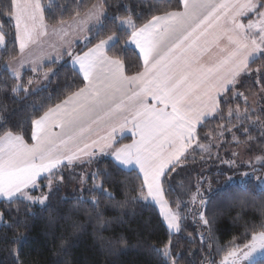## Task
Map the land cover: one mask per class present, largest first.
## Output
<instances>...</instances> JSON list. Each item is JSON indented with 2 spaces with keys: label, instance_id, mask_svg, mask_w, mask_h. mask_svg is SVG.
Listing matches in <instances>:
<instances>
[{
  "label": "trees",
  "instance_id": "obj_1",
  "mask_svg": "<svg viewBox=\"0 0 264 264\" xmlns=\"http://www.w3.org/2000/svg\"><path fill=\"white\" fill-rule=\"evenodd\" d=\"M97 1L41 0L45 22L59 25L77 13L82 15ZM101 1L102 23L73 53L111 34L114 17L130 15L139 25L153 15L183 8L182 0ZM6 4L7 0H0L4 9L0 29L5 35L0 48V125L19 132L30 144L31 121L83 87V77L71 64L73 53L66 54L61 61L47 64L53 73L45 86L28 94L23 88L13 92L17 84L27 85L32 73L28 71L19 83L6 68L19 53L14 19ZM122 45L123 39L108 54L119 52L126 75L135 74L138 64L142 71L136 49L129 45L121 50ZM248 69L221 95L220 111L197 127L194 145L171 166L175 170L161 177L167 202L179 211V232L169 230L154 202L139 198L143 182L139 170L123 168L110 155L101 154L60 167L57 173L66 188L54 190L44 206L26 207L27 201L0 199V264H160L161 257L150 249H160L169 240L178 264H219L233 248H244L253 234L264 231V163L258 162L264 155V55ZM130 139L125 136L118 143ZM85 169H91L85 184L69 191ZM94 174H98L95 180ZM94 183L107 192L89 191ZM194 192L199 200L191 203ZM201 197L206 206L201 205ZM201 212L208 225L201 220ZM20 235L27 239L13 244ZM17 247L18 255L12 251ZM251 264H264V256Z\"/></svg>",
  "mask_w": 264,
  "mask_h": 264
},
{
  "label": "snow or ice",
  "instance_id": "obj_2",
  "mask_svg": "<svg viewBox=\"0 0 264 264\" xmlns=\"http://www.w3.org/2000/svg\"><path fill=\"white\" fill-rule=\"evenodd\" d=\"M182 4L183 11H165L139 25L130 15L114 17L111 34L73 60L84 86L31 121V144L19 132L0 125V198L27 201L26 207L43 206L63 180L57 170L71 165L79 153L91 160L98 149L118 165L138 166L143 175L139 198L160 204L169 230L180 231L178 213L162 199L160 179L190 146L196 126L220 111L218 97L235 86L239 74L248 70L250 59L264 53V0H182ZM6 9L15 20L21 49L39 39L40 0H7ZM3 10L0 7V14ZM249 14L258 19L243 23L240 17ZM100 17L101 11L91 14L97 21ZM122 39L121 50L134 46L138 61L142 59L143 70L138 64L134 75L125 74V60L118 51L108 54ZM13 75L19 78L18 71L13 70ZM21 89L17 84L12 91ZM244 116L247 118V111ZM129 124L132 142L119 144L115 134ZM89 147L92 152L87 151ZM199 147L204 149V145ZM42 176L48 181L49 193L33 196L29 190L38 186ZM97 189L107 192L96 183L89 191ZM93 202L99 203L95 196ZM200 203L206 206L202 197ZM200 217L204 224L210 223L203 212ZM26 239L20 235L12 243L21 245ZM171 243L150 249L161 257L160 264H178ZM243 247L249 249L243 252L245 259L257 249L264 250V231L253 234ZM12 251L18 255L19 248ZM238 252H228L223 264Z\"/></svg>",
  "mask_w": 264,
  "mask_h": 264
},
{
  "label": "crops",
  "instance_id": "obj_3",
  "mask_svg": "<svg viewBox=\"0 0 264 264\" xmlns=\"http://www.w3.org/2000/svg\"><path fill=\"white\" fill-rule=\"evenodd\" d=\"M100 2H101V5H100L101 8L99 9V11H101V17H100L99 21H97L95 18H91V14L94 13V11H95L93 6H91L90 9L87 10L86 12H83L82 15H78V16L71 18L70 20H67L65 22H61L59 25H50V24H47V22H45V20H44V12H43L44 10L42 8V2L40 0L42 15H43V19L40 22V25H41L40 31L42 33L41 36L39 37L38 40L27 42L23 49H21L20 42L17 40L20 51L13 59H10L6 63V68L10 71V73L12 75H13V70H16L19 72V78L18 79L24 78V75L27 74L28 71H30L32 73L29 76L30 78L28 80V81H31V83H28L27 85H24V87H22L23 89H27V91H25V93L28 94L30 92H34L36 90H39V88L45 86L49 82V79L53 73V68L47 67V64H50L51 62L61 61L65 57L64 55L69 54V53L72 54L74 51V48L78 44H82V45L85 44L84 41L87 40L92 35V30L95 31V29L103 21V17L105 15V8L102 5V1H100ZM214 2L220 3V2H224V0H214ZM241 2H242V0H241ZM176 11H183V8L181 10H176ZM87 18H89L91 21L90 22H84L85 19H87ZM249 18H251L254 21L258 19V17H256L254 14H249V16L240 17V20L246 24L248 22ZM14 23H15V20H14ZM253 31H255V29H253ZM43 40H45V42L48 45H51L54 48V52L52 54H50V56L37 58L35 55V48L38 46V43L43 41ZM1 46H3V44H0V48H1ZM87 50H88V48L85 51H87ZM136 51L138 52V50H136ZM82 53H73L72 54L73 56L71 58V64L77 70H78V65H75L73 63V60H74L76 55L82 54ZM261 54L262 53H258V54H256V56H260ZM254 59H250L249 65ZM33 69H35V71ZM244 73H245V71H242L239 74V76L236 78V82H237L238 78L240 77V75H242ZM132 75H134V74H132ZM220 97H218V100L220 99ZM214 114L215 113H212L210 116H212ZM204 120L205 119H203L201 121V123L196 126V129L199 125H201L204 122ZM130 128H131V124H129L128 127L122 133L117 132L115 134L117 141H119L120 139H122L125 136H131V132L129 130ZM53 131L58 132L59 128H54ZM101 134H103V133H101ZM195 139H196V132L194 133L193 141L191 142L190 146H188L185 149L184 154L186 153L187 150H189L194 145ZM131 142H132V136H131L130 140L124 142L123 144H129ZM80 147L83 148V144H81ZM73 150H75L74 146H73ZM87 151L92 152L93 148L89 147ZM95 151H96V155H101L98 149H96ZM183 155L180 157V159L183 157ZM88 159H89V157L87 155H84L83 153H79V158L75 159L73 162L88 161ZM66 162L67 161H65V163ZM175 162L176 161H173V164ZM120 166H122L123 168H128V169H138V166H125V165H120ZM169 169H171V166H169V168H166L165 173ZM45 175H47V174H45ZM141 175H142V173H141ZM142 177H143V175H142ZM160 184H161V188H162V199L167 202L166 197H165V192H164L163 187H162V180L161 179H160ZM152 202H154V201H152ZM154 204H156V203L154 202ZM156 205L158 207L160 215L163 216V219L167 225V222H166L164 214H163L164 210H162V207L159 208L158 204H156ZM167 206L172 211V208L168 202H167ZM172 232H174V231H172Z\"/></svg>",
  "mask_w": 264,
  "mask_h": 264
},
{
  "label": "rangeland",
  "instance_id": "obj_4",
  "mask_svg": "<svg viewBox=\"0 0 264 264\" xmlns=\"http://www.w3.org/2000/svg\"><path fill=\"white\" fill-rule=\"evenodd\" d=\"M101 0H99V1H97V2H94V4L92 5V6H94V5H101V2H100ZM96 11H99V9H95V11L94 12H96ZM45 20V19H44ZM91 20L89 19V18H87V19H85V21L84 22H90ZM133 21H134V19H133ZM83 22V23H84ZM135 22V21H134ZM48 24V23H47ZM92 33H95V31L94 30H92ZM0 34H2L3 35V32L1 31V29H0ZM4 36V43H3V45L5 44V35H3ZM91 38V36L87 39V40H85L84 41V43L86 44V42L87 41H89V39ZM3 46H1V48H2ZM86 50V49H85ZM19 51H20V49H19ZM54 52V48L51 46V45H48L46 42H45V40H43V41H41V42H39L38 43V46L35 48V55H36V57L38 58H42V57H45V56H50V54H52ZM84 52V51H83ZM82 53V52H81ZM261 55H264V53H262ZM16 56V55H15ZM259 56H256V58H258ZM14 58V57H13ZM249 70V69H248ZM248 70H246L245 71V73H247V72H249ZM259 70H261V69H259ZM244 73V74H245ZM261 73L263 74L264 73V70H262L261 71ZM244 74H242V75H244ZM248 74V73H247ZM242 75H240V76H242ZM246 75V74H245ZM22 80H23V78H20V79H18V81H19V83H21L22 82ZM23 84H24V82H23ZM32 85V84H31ZM30 85V86H31ZM95 157H96V155H95ZM89 160V159H88ZM258 162L259 163H264V155H262V156H260L259 157V160H258ZM83 171V170H82ZM81 171V172H82ZM90 171H91V169H85L83 172H82V175H81V178L77 181V182H74V185L70 188V189H68L69 191H75V188H76V186H81V185H83V184H85V182H86V180H87V178H88V176H89V174H90ZM58 176H61V175H58ZM44 177V176H43ZM43 177H41L40 179H39V181H41V179H43ZM38 181V186L33 190V189H30L29 191H30V193L33 195V196H37V197H39V196H41V195H43V194H48L49 193V189H48V187H47V184H48V181L47 180H45V181H43V183H41V182H39ZM63 181V180H62ZM58 187H62V188H66V185L65 184H63L62 182H59V184H58ZM193 197H195V199H193ZM1 199H4V198H1ZM150 200H151V198H149ZM199 200V198H198V194H197V192H194L193 194H192V197H191V200H190V202L191 203H196V201H198ZM48 201H46V203H47ZM45 203V204H46ZM156 203V202H155ZM38 204V203H37ZM156 204H158V203H156ZM39 206H42V205H40V204H38ZM44 206V205H43ZM158 206H159V208L161 207V205L160 204H158ZM172 211L174 212V213H178L179 211H178V208H174V209H172ZM251 242V241H250ZM249 242V243H250ZM234 249H239V252H238V255H237V257H229L228 258V264H233V261L235 262V264H251L252 262H254V261H256L259 257H262V256H264V250H261V249H257V251H255V252H253L252 253V255L248 258V259H245L244 258V256H243V252H245V251H249V249H246V248H233V250ZM228 254V253H227ZM227 254H225L223 257H222V261L219 263V264H223V261H224V258H225V256H227Z\"/></svg>",
  "mask_w": 264,
  "mask_h": 264
}]
</instances>
